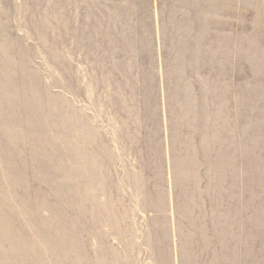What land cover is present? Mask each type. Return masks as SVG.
I'll use <instances>...</instances> for the list:
<instances>
[{
    "label": "rangeland",
    "instance_id": "374dc122",
    "mask_svg": "<svg viewBox=\"0 0 264 264\" xmlns=\"http://www.w3.org/2000/svg\"><path fill=\"white\" fill-rule=\"evenodd\" d=\"M0 264H264V0H0Z\"/></svg>",
    "mask_w": 264,
    "mask_h": 264
}]
</instances>
